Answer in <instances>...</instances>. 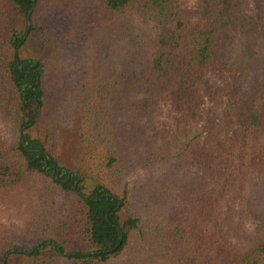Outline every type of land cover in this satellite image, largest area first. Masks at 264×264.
Returning a JSON list of instances; mask_svg holds the SVG:
<instances>
[{
  "label": "trees",
  "instance_id": "trees-1",
  "mask_svg": "<svg viewBox=\"0 0 264 264\" xmlns=\"http://www.w3.org/2000/svg\"><path fill=\"white\" fill-rule=\"evenodd\" d=\"M189 1L0 0V264H264V0Z\"/></svg>",
  "mask_w": 264,
  "mask_h": 264
},
{
  "label": "rangeland",
  "instance_id": "rangeland-1",
  "mask_svg": "<svg viewBox=\"0 0 264 264\" xmlns=\"http://www.w3.org/2000/svg\"><path fill=\"white\" fill-rule=\"evenodd\" d=\"M229 1L230 0H224V7H226ZM189 4L191 6H194L195 0H190ZM19 27L22 28L23 24H19ZM41 51H42L41 44H39L38 42L34 40H31L29 41L27 46L21 51V56L24 58H37L40 55ZM162 107H166V106H162ZM163 109L165 110V108ZM129 117L130 115H128V118L122 117L120 121H118V124H126L127 122L129 123ZM159 119H161L160 116L154 117V120H159ZM151 126L154 127L153 121H151ZM63 138H64V145H65L64 154L67 155L68 153H71L73 151V148L76 146L75 145V143H77L76 135L74 133H68L64 135ZM148 138L149 137L147 136L146 139ZM257 171L258 170H255V172H251L249 174L246 188L244 189V191H242L241 194L245 202L248 205L253 206V210L255 212H258V214H260L261 217L264 219V171L262 172H257ZM171 173H175V172H171ZM169 175H172V174H169ZM173 175H175V177L179 180V182H181L184 179L186 180L190 179L194 175V171L189 172L187 175H185L184 171H179ZM139 179L142 185H147L148 183L145 180L146 179L150 180V177L145 178L143 175ZM6 181L7 180L0 178V185L5 183ZM182 186L183 184L180 187ZM87 189H90V186H88ZM177 192H178V189L171 190L168 194L163 195V196L166 200L175 199ZM23 194L24 192H21V190H19L18 193L17 192L13 193L12 197H15L14 201L16 202L17 200H19V198L25 199L24 198L25 196ZM160 194H161V191L158 193V195ZM178 206H179V203H178ZM159 209L160 207H157L156 204L152 202L151 200L140 201V212L142 213V216L147 218L148 221L152 222L151 228L155 229L157 225L159 224V223H156L157 217L160 216ZM20 215H22V213L15 212V214L9 216L8 219H6V223L10 227L14 226L16 221H18V224H22V219L21 220L19 219ZM2 217L4 219V216ZM47 240L49 241L51 239H47ZM71 249L73 248H68L69 251H71ZM87 249L88 248H85L84 250H87Z\"/></svg>",
  "mask_w": 264,
  "mask_h": 264
},
{
  "label": "water",
  "instance_id": "water-1",
  "mask_svg": "<svg viewBox=\"0 0 264 264\" xmlns=\"http://www.w3.org/2000/svg\"><path fill=\"white\" fill-rule=\"evenodd\" d=\"M47 241H48V240H45V241L41 242V243L38 245V247L41 246L44 242H47Z\"/></svg>",
  "mask_w": 264,
  "mask_h": 264
}]
</instances>
